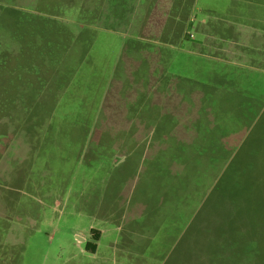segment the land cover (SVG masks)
<instances>
[{
    "label": "rangeland",
    "instance_id": "1",
    "mask_svg": "<svg viewBox=\"0 0 264 264\" xmlns=\"http://www.w3.org/2000/svg\"><path fill=\"white\" fill-rule=\"evenodd\" d=\"M180 1L0 0V264H264V0Z\"/></svg>",
    "mask_w": 264,
    "mask_h": 264
},
{
    "label": "crops",
    "instance_id": "2",
    "mask_svg": "<svg viewBox=\"0 0 264 264\" xmlns=\"http://www.w3.org/2000/svg\"><path fill=\"white\" fill-rule=\"evenodd\" d=\"M173 1L174 2H172V0H171V4H170L172 6L176 5V1L177 0H173ZM187 1H189V3H190L189 9H188V15H189L190 8H191V11H193L194 9H197L199 0H181L180 3H178V4H179V6L182 7L183 4H185ZM226 1H227V3L228 2L232 3V5L230 7H227V8L224 9L226 11V13H225V15L223 17H221V19L219 20V23H218V25L220 26L218 31H220V34L222 36L225 34V32L242 34L241 31H244L243 30V26H246V24H244L245 21H251L252 23H254V22L258 23L259 22L257 17H253L252 16L251 10L248 11L249 14H247V16H245L246 14L243 15L241 10H240V8H239V3L243 2L244 4L247 5L246 7L251 9V6H253V4H254V0H246V2L241 1V0H226ZM137 2L139 3V4H136L137 8H141L143 5L140 3V0H137ZM170 5H169V7L164 5L163 0H151V3L149 5L150 6L149 10H151V11L154 10L155 12L159 11L160 14L163 12L161 15L166 14L167 15V19L164 18V20H163V18H161V20H160V21H162V20L165 21V25L168 24L169 22H171V21H169V17H170L169 15L171 14V11L176 16H178L180 14L176 18L177 22H180V21L184 20V17L181 16V10L179 9L180 7H178V6L177 7H175V6L174 7H170ZM145 7H147V6H144L142 8L145 9ZM187 18L188 17H186V19ZM228 18H231V19H228ZM156 22H158V20ZM202 23L204 24V21ZM154 24H156V23H154ZM159 25H160V28L156 27L155 31H162L163 30L164 22L163 23L160 22ZM253 25L252 24H248L245 29L250 31V30H252V27L251 28H249V27L253 26ZM228 26H230V28ZM235 26H237V29L232 28V27H235ZM150 28H152V26ZM150 28H149V30L152 31ZM242 35H244V34H242Z\"/></svg>",
    "mask_w": 264,
    "mask_h": 264
},
{
    "label": "trees",
    "instance_id": "3",
    "mask_svg": "<svg viewBox=\"0 0 264 264\" xmlns=\"http://www.w3.org/2000/svg\"><path fill=\"white\" fill-rule=\"evenodd\" d=\"M186 37H187V35H186ZM91 232H92V236H93L92 238L95 241H99V239H100V231L92 229ZM97 248H98V245L95 242H88L87 245H86V249L89 252H92V253H96Z\"/></svg>",
    "mask_w": 264,
    "mask_h": 264
}]
</instances>
